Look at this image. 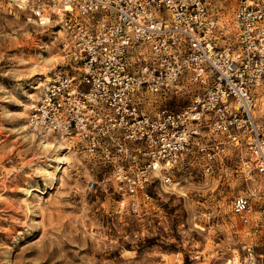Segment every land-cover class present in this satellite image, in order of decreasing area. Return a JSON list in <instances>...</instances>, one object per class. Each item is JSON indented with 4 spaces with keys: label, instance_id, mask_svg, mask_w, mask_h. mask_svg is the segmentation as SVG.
I'll list each match as a JSON object with an SVG mask.
<instances>
[{
    "label": "built area",
    "instance_id": "built-area-1",
    "mask_svg": "<svg viewBox=\"0 0 264 264\" xmlns=\"http://www.w3.org/2000/svg\"><path fill=\"white\" fill-rule=\"evenodd\" d=\"M234 1L228 19L207 0L34 5V23L54 21L77 71L47 80L26 119L36 137L58 135L100 168L87 191L111 187L120 202L130 197L131 211L158 186L171 188L179 166L210 174L244 149L251 168L243 180L254 181L253 170L258 181L235 193L230 209L248 236L241 264H264V113L256 105L264 96V0ZM180 79L196 89L173 108L166 98Z\"/></svg>",
    "mask_w": 264,
    "mask_h": 264
},
{
    "label": "rangeland",
    "instance_id": "rangeland-1",
    "mask_svg": "<svg viewBox=\"0 0 264 264\" xmlns=\"http://www.w3.org/2000/svg\"><path fill=\"white\" fill-rule=\"evenodd\" d=\"M207 1L224 19L235 6L234 0ZM46 2L0 0V264H241L248 236L230 202L258 181L253 170L255 180H243L251 168L244 149L229 152L210 174L179 166L171 188L158 186L131 211L130 197L120 202L111 187L85 189L91 173L103 172L82 152L67 145L75 153L56 170L53 151L45 152L22 126L47 80L77 71L54 21L34 23L32 7ZM179 86L166 98L173 108L188 103L196 89L185 79Z\"/></svg>",
    "mask_w": 264,
    "mask_h": 264
},
{
    "label": "bare ground",
    "instance_id": "bare-ground-1",
    "mask_svg": "<svg viewBox=\"0 0 264 264\" xmlns=\"http://www.w3.org/2000/svg\"><path fill=\"white\" fill-rule=\"evenodd\" d=\"M15 1H16L18 6H21L20 2L23 4L27 0H15ZM58 32L61 33V35H63L61 30H58ZM256 105H257V110H258L257 112L258 113H264V96H260L259 98H257ZM260 106H262L263 109H260ZM22 126L24 128H27L28 124L24 123ZM30 134L32 135L33 138L35 137L34 133L31 132ZM50 137H52V138H50ZM38 140H39L38 141L39 145L43 148V150L45 152L53 151V154L50 156L49 160L56 162L55 169L56 170L63 169L64 165L66 164V162L68 160L67 159L68 158L67 157V155H68L67 153L74 152L73 149L71 148V147H73L72 144L66 142L63 138L59 137L58 135H47V136L39 137ZM63 142L66 145L63 144ZM67 145L71 146V147H67ZM65 147H67V149L63 150ZM73 148L77 152L75 147H73ZM74 153H72V154H74ZM42 171L44 173H47V175H49L51 178L53 177L52 174L50 173V170L47 167H43ZM234 260H235V257H234Z\"/></svg>",
    "mask_w": 264,
    "mask_h": 264
}]
</instances>
